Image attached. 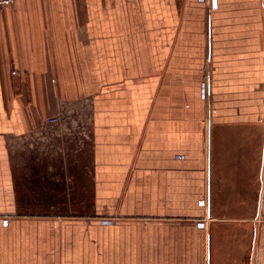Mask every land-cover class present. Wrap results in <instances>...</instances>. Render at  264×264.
Listing matches in <instances>:
<instances>
[{
  "label": "crops",
  "instance_id": "0c3cea01",
  "mask_svg": "<svg viewBox=\"0 0 264 264\" xmlns=\"http://www.w3.org/2000/svg\"><path fill=\"white\" fill-rule=\"evenodd\" d=\"M0 264H264V0L0 9Z\"/></svg>",
  "mask_w": 264,
  "mask_h": 264
},
{
  "label": "rangeland",
  "instance_id": "374dc122",
  "mask_svg": "<svg viewBox=\"0 0 264 264\" xmlns=\"http://www.w3.org/2000/svg\"><path fill=\"white\" fill-rule=\"evenodd\" d=\"M89 105H90V102L89 101H87L86 102V105H85V121H86V135H87V137H86V147H87V150H88V153H87V155H86V158H87V161H88V158H90V149H91V133H92V129H91V126H92V113H91V109H90V107H89ZM37 139H39V141H40V143L41 142H43V143H45L43 140H42V138H40V136H38L37 137ZM45 140V139H44ZM46 141V140H45ZM55 168H56V166H55ZM90 170V167H89V165H88V167H87V170ZM55 186H57V185H55ZM59 189V188H58ZM88 189H89V187H88ZM90 196H91V194H90V192H87L86 194H85V198H84V203L83 204H80V207H81V209H76V210H73L72 208L70 209V210H60V208H57V207H55L54 208V212L55 213H59V212H62V213H67V212H71V214L72 213H75V214H77V213H79V212H81V210L82 211H84V210H87L88 208H89V206H90ZM69 197V196H68ZM92 203V202H91ZM72 205L73 204H71V207H72Z\"/></svg>",
  "mask_w": 264,
  "mask_h": 264
},
{
  "label": "built area",
  "instance_id": "2783aa9c",
  "mask_svg": "<svg viewBox=\"0 0 264 264\" xmlns=\"http://www.w3.org/2000/svg\"><path fill=\"white\" fill-rule=\"evenodd\" d=\"M203 1H207V0H203ZM209 2L214 8L218 7V0H209ZM16 3H17V0H0V9L12 7ZM60 120L61 119L59 117L53 116V117H49L47 119V122L50 123V124H55V123H59ZM106 222L110 223L111 221H106ZM201 225L203 226L204 223H201Z\"/></svg>",
  "mask_w": 264,
  "mask_h": 264
}]
</instances>
